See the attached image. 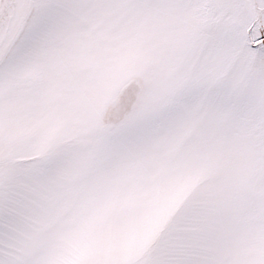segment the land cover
I'll return each mask as SVG.
<instances>
[{"label":"snow or ice","instance_id":"6c2138e0","mask_svg":"<svg viewBox=\"0 0 264 264\" xmlns=\"http://www.w3.org/2000/svg\"><path fill=\"white\" fill-rule=\"evenodd\" d=\"M0 264H264V0H0Z\"/></svg>","mask_w":264,"mask_h":264}]
</instances>
